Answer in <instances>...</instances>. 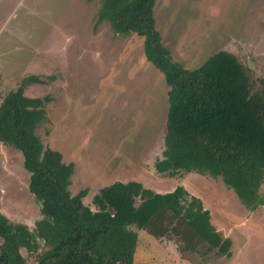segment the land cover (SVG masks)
<instances>
[{
  "label": "rangeland",
  "instance_id": "rangeland-1",
  "mask_svg": "<svg viewBox=\"0 0 264 264\" xmlns=\"http://www.w3.org/2000/svg\"><path fill=\"white\" fill-rule=\"evenodd\" d=\"M100 3L0 0V100L27 78V96L49 97L47 119L36 133L74 164L69 190L86 189L83 202L92 210L93 195L114 181L137 180L161 193L182 184L231 241L227 257L208 250L177 223L159 238L134 228L135 261L264 264V204L245 207L219 178L156 171L154 162L164 149L168 86L146 59L143 37L118 35L107 21L96 23ZM153 17L162 44L180 66L196 68L227 50L255 80L264 78V0H155ZM28 181L21 153L0 144V212L34 230L42 214ZM22 253L26 264H34L38 253Z\"/></svg>",
  "mask_w": 264,
  "mask_h": 264
},
{
  "label": "trees",
  "instance_id": "trees-1",
  "mask_svg": "<svg viewBox=\"0 0 264 264\" xmlns=\"http://www.w3.org/2000/svg\"><path fill=\"white\" fill-rule=\"evenodd\" d=\"M154 1L101 0L96 23L107 21L118 35L143 37L146 59L164 75L169 105L156 171L219 178L245 207L263 205L264 78L255 80L227 50L193 69L172 61L155 28ZM30 80L0 100V144L21 153L42 217L31 230L0 212V264H26L22 250L38 253L34 264H150L134 259L138 235L133 229L159 238L175 223L208 250L230 256V239L214 228L202 201L182 184L161 193L137 180L114 181L93 195L95 210L83 202L86 189L71 194L74 164L37 135L50 99L27 96Z\"/></svg>",
  "mask_w": 264,
  "mask_h": 264
}]
</instances>
